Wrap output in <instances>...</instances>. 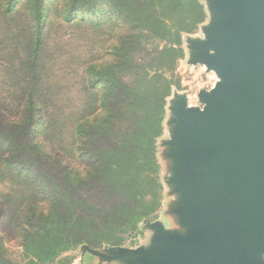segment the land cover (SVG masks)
<instances>
[{
	"label": "rangeland",
	"instance_id": "rangeland-1",
	"mask_svg": "<svg viewBox=\"0 0 264 264\" xmlns=\"http://www.w3.org/2000/svg\"><path fill=\"white\" fill-rule=\"evenodd\" d=\"M196 2L203 18L193 23L187 21L190 6L179 0H0V13L4 7L8 13L0 16V128L7 135H0V207L4 203L5 217L9 212L6 220L0 212V227L5 222L7 231L0 232V264H92L93 258H100L102 264L115 259L140 264L129 256H137L134 250L160 255L165 252L158 244L162 238L196 233L194 215L210 208L217 196L214 188L204 190L193 183L195 170L190 160L194 146L182 109L203 110L207 95L219 83L210 68L215 50L209 41L215 28L228 22L219 0ZM116 15L136 20V29L165 17L181 31L179 45H172L169 39L175 40V34L162 35L160 27H153L148 48L153 51L169 45L174 51L165 52L157 61L149 55L134 57L138 65L168 68L165 77L170 88L158 79L146 92L156 102L165 93L154 156L143 168L152 181L129 182L136 192H143L133 210L123 213L115 207L110 220L94 216L97 226L84 236L91 242L100 237L103 242L64 246L50 257L35 241L57 234L66 226V216L71 224L75 207L68 205L65 213L58 204L47 218L57 192L47 178L64 176L61 180L72 186L87 184L89 166L81 165L72 151L71 131L75 122L86 124L91 116L95 124L104 109L108 90H87L81 77L87 62L98 64L106 48L111 49L114 28L126 32L115 23ZM98 172L97 202H104L107 194L116 199L119 187L114 179L118 177H106L104 165ZM33 212L42 216L33 219ZM90 223L83 215L78 224L87 228ZM257 260L264 264V244Z\"/></svg>",
	"mask_w": 264,
	"mask_h": 264
},
{
	"label": "water",
	"instance_id": "water-1",
	"mask_svg": "<svg viewBox=\"0 0 264 264\" xmlns=\"http://www.w3.org/2000/svg\"><path fill=\"white\" fill-rule=\"evenodd\" d=\"M228 22L209 45L220 78L206 107L183 108L193 183L216 190L194 215L196 233L164 237V253L137 249L140 264H259L264 244V0H219Z\"/></svg>",
	"mask_w": 264,
	"mask_h": 264
},
{
	"label": "trees",
	"instance_id": "trees-1",
	"mask_svg": "<svg viewBox=\"0 0 264 264\" xmlns=\"http://www.w3.org/2000/svg\"><path fill=\"white\" fill-rule=\"evenodd\" d=\"M179 1L190 6L188 22L197 23L202 20L201 6L196 0ZM3 14H8L6 7L1 10L0 16ZM146 17L147 19L150 18V16ZM105 20H107V17ZM134 21L136 20H130L128 16L116 15L115 23L117 22L119 26H123L126 32L120 33L119 29L114 28L113 32L115 33L110 34L111 49L106 48L103 52L104 56L97 60L98 64L87 62L84 67V75L81 77L84 84L83 88L92 90L93 87L98 90L102 87V89L106 88L109 93L105 96L104 109L98 113V120L95 124L93 118L90 120L93 117L91 116L88 117L86 124H82L81 121L75 122L71 131L73 135L72 151H75L78 159L81 160V165L86 163L89 166L88 172H86L87 184L72 186L67 181L61 180L64 176L51 175L47 178L49 185H53L57 189L53 196L55 198L54 206L46 211L47 218L50 219L53 216L58 204L65 209V213L68 211V205L75 207L74 212L71 214V224H69L70 216H66V226L59 230L57 234L51 233L47 237L39 239V242L35 241L39 247L38 249L45 250L50 257L54 256L64 246L75 243L98 244L103 242L104 240L100 237L91 242L87 236H84L97 226L94 216L100 215L110 220L113 215L112 209L115 207L123 213L129 209L133 210L135 204L143 196V192L141 190L136 192L129 185V182L131 184L132 182L143 184L151 179L148 174H145L143 168L146 167L149 161L152 162L154 156V144L160 133V113L165 93L161 94L159 102L158 100L156 102L146 92H150L153 80L158 79H161L164 83L166 82L167 89L170 88V84L165 77V74H168V68L138 65L134 61V57L137 54L149 55L152 61L153 59L157 61L165 52L174 51L173 46L169 45L153 51L148 48L147 44L152 42L148 34L154 33L153 27H160L162 33H164L162 35L173 36L175 34L177 36L175 40L169 39L172 45H179L181 31L173 28L170 25L169 18L165 17L156 18L152 26H149V20L148 26H145L146 28L136 29V25H139ZM109 22L111 26L115 25L110 18ZM131 22L133 25H131ZM163 38L164 36H162ZM144 39L146 42L142 44L141 42ZM154 53L156 57L153 55ZM156 91H158V88H156ZM143 103L146 107H143ZM2 109L0 106V112ZM0 135L7 136L1 128ZM36 165L39 167V163ZM103 165L105 166L106 177H118L114 179V184L119 187V192L116 194V199L113 195L107 194L105 201L100 205L97 202L100 188L95 184L97 179H95V176L99 174L98 167L100 168ZM76 174L79 175L78 171H76ZM68 179L73 181L72 178ZM103 190H105V187ZM0 212L3 213L4 220H6L9 212L5 217L4 203L0 207ZM83 215L93 222L87 228H83L78 224ZM40 216L42 214L32 213L33 219ZM50 225L55 227L53 224ZM0 232L2 235L7 233L5 222L1 225ZM35 257L38 261L40 260L38 254H35ZM27 264H36V262L31 261Z\"/></svg>",
	"mask_w": 264,
	"mask_h": 264
},
{
	"label": "crops",
	"instance_id": "crops-1",
	"mask_svg": "<svg viewBox=\"0 0 264 264\" xmlns=\"http://www.w3.org/2000/svg\"><path fill=\"white\" fill-rule=\"evenodd\" d=\"M129 256L132 259H134L135 257H136V260L138 259V256H132V255H129ZM92 264H102L101 259L100 258H93ZM108 264H125V263L120 262V261H118V260L115 259V260H112V261L108 262Z\"/></svg>",
	"mask_w": 264,
	"mask_h": 264
}]
</instances>
